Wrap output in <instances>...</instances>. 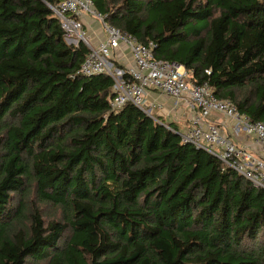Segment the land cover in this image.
<instances>
[{
  "label": "trees",
  "instance_id": "1",
  "mask_svg": "<svg viewBox=\"0 0 264 264\" xmlns=\"http://www.w3.org/2000/svg\"><path fill=\"white\" fill-rule=\"evenodd\" d=\"M61 1L0 0V264H264V188L175 124L113 110L114 79L77 73L89 49L66 41ZM93 1L264 121V0Z\"/></svg>",
  "mask_w": 264,
  "mask_h": 264
},
{
  "label": "built area",
  "instance_id": "2",
  "mask_svg": "<svg viewBox=\"0 0 264 264\" xmlns=\"http://www.w3.org/2000/svg\"><path fill=\"white\" fill-rule=\"evenodd\" d=\"M49 5L61 21L66 41L74 45L82 41L89 49L77 73H106L114 79L110 98L113 110L131 102L168 127L174 121L187 119V125L178 130L184 142L205 149L264 188V121L251 120L232 100L220 99L208 84L193 81L192 73L183 64L157 59L154 42L143 43L136 35L108 23L93 0H62ZM85 16L97 20L105 32L97 43L86 30ZM127 53L131 63L123 60ZM158 96L173 99L174 108L170 110ZM222 119L230 122L236 139Z\"/></svg>",
  "mask_w": 264,
  "mask_h": 264
},
{
  "label": "crops",
  "instance_id": "3",
  "mask_svg": "<svg viewBox=\"0 0 264 264\" xmlns=\"http://www.w3.org/2000/svg\"><path fill=\"white\" fill-rule=\"evenodd\" d=\"M83 20L85 23L86 30L91 34L93 41L95 43H97L98 41H100L104 38L105 32H104L103 28L101 27V24L97 20H95L94 18H91L89 16H85L83 18ZM123 60L126 63L132 62V59H131V56L129 53L126 54V56L123 58ZM153 95H156V93H153ZM158 97L167 105L168 108H170V110H172V108H174L173 107V105H174L173 99L166 97V96H158ZM177 114L179 115L180 112L177 111ZM170 121H173V120H170ZM179 121H180V119H179ZM222 121L224 122L223 125L226 128V130L230 133V135H232L233 138H235V136L233 135V133L231 132V129H230V122H228L225 119H222Z\"/></svg>",
  "mask_w": 264,
  "mask_h": 264
},
{
  "label": "rangeland",
  "instance_id": "4",
  "mask_svg": "<svg viewBox=\"0 0 264 264\" xmlns=\"http://www.w3.org/2000/svg\"><path fill=\"white\" fill-rule=\"evenodd\" d=\"M161 118L164 121L170 122L168 119H165V117H161ZM186 122H187V119L180 120L179 122L178 121H174L173 124H175L178 128H181V127L187 125ZM34 188L35 187H33V191L32 192L30 191L31 193L29 192V193H27L25 195V197H27V200H28V197H30L29 198V201H26V199L25 200L22 199L21 195H15L14 196L13 206L16 207L17 210H18V208L20 209V207H21L20 205L22 204V202L24 203V201H25V205H26L25 206L26 210H28L31 207V200H35L37 198L35 196ZM37 205L41 208L42 213L45 216L47 222H49L53 218L58 217L59 212H58V210L54 206L49 205V204H46V203H42V202L37 203ZM16 208H14V209L16 210ZM68 235H69V232L66 233V237ZM42 264H44V263H42Z\"/></svg>",
  "mask_w": 264,
  "mask_h": 264
}]
</instances>
